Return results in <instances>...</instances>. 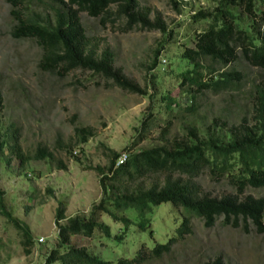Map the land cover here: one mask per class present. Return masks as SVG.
<instances>
[{"label":"trees","instance_id":"16d2710c","mask_svg":"<svg viewBox=\"0 0 264 264\" xmlns=\"http://www.w3.org/2000/svg\"><path fill=\"white\" fill-rule=\"evenodd\" d=\"M6 1L11 5L10 13L15 19L11 35L33 38L41 47L37 60L39 69L60 77L71 70H88L91 75L105 80L106 85L148 95L149 105L152 104L154 94L129 78L121 66L114 65L115 52L104 38L87 34L79 12L86 11L90 16L98 17L102 25L122 19L121 31L157 29L170 34L172 30L160 11L141 5L139 0H49L54 5L51 6L54 11L51 20L38 14L24 15L19 10L23 0ZM168 1L177 12L182 10V0ZM212 2L196 8L190 15L191 22L203 21V25L194 28L193 45H184L180 53L184 65L170 70L177 78L179 93L188 101L182 105V96L171 95L167 90L161 95L165 100L166 117L159 143L130 151L134 144L147 138L146 131L155 117L150 110L140 120L138 133L130 145L122 151L109 149L106 165L88 166L98 172L101 196L92 203L86 215L67 216L64 203L59 201L54 214L57 242L47 252L43 264H144L170 253L176 242L192 233L193 216L201 219L205 227H212L218 221L223 226L264 235V194L256 196L247 192L248 189L264 188V77L253 83L249 90L250 109L239 114L238 120L229 119L230 112H227V115L212 117L209 124L195 123L200 94L240 91L246 77L237 66L240 60L264 70V0ZM3 99L0 89V106ZM173 105L177 109H173ZM186 114L192 117L186 120V132L180 136L170 134L174 119L185 120ZM20 133V127L9 122L5 128L8 139L3 138L0 131V153L8 144L10 153L19 160V166L32 157L51 155L45 146H38L32 156L26 154ZM74 133L80 143L94 131L91 126H76ZM123 151L128 153L126 160L115 165L116 157ZM204 169L209 170L212 179L224 178L231 191L219 196L205 191L197 180ZM163 202L182 209L174 233L150 247L140 243L130 256L120 255L113 261L92 254L83 244L71 242L72 235L93 236L95 228L110 236V226L99 222L103 213L124 222V229L114 234L117 241H122L131 223V218L120 213L127 207L138 210L137 228L148 229L152 234L151 217L147 212L152 205ZM0 213L20 231L23 249L29 253L33 238L28 224L7 210L2 198ZM61 219L66 221L60 223ZM202 264L226 263L221 253H215Z\"/></svg>","mask_w":264,"mask_h":264},{"label":"rangeland","instance_id":"374dc122","mask_svg":"<svg viewBox=\"0 0 264 264\" xmlns=\"http://www.w3.org/2000/svg\"><path fill=\"white\" fill-rule=\"evenodd\" d=\"M139 2L160 11L172 32L163 34L157 29L138 28L121 31L122 19L102 25L98 17L86 11L79 14L87 34L104 38L113 49L114 65L121 66L129 78L154 94L151 105L148 95L106 85L105 80L91 75L88 70L75 69L60 77L39 69L37 60L41 47L33 38L11 35L15 23L11 5L0 0V89L4 97L0 106V131L3 138L8 139L5 128L13 122L20 127V142L26 154L34 155L38 146L52 152L46 157H32L23 166H19V160L10 153L8 144L0 153V198L7 210L28 224L33 238L30 252L26 253L20 231L0 213V264H43L47 252L57 242L54 214L59 201L64 203L67 216L86 215L101 196L98 172L88 166L106 165L109 149L122 151L130 145L136 138L140 120L150 110L156 118H152L146 131L147 138L134 144L130 151L161 141V127L166 117L165 100L161 95L170 90L171 95L182 96L177 78L170 70L184 65L180 53L184 45H193L194 28L203 25V21L191 22L190 15L196 8L213 2L182 0L180 12L168 0ZM51 6L54 5L49 0H23L19 10L26 16L38 14L53 20ZM237 66L246 73L240 91L200 94L196 124H209L212 117L227 115V112H230L229 119L238 120L239 114L249 111V90L264 77V70L243 60ZM187 101L185 96L180 99L182 105ZM173 109L177 106L173 105ZM185 116V120L174 119L170 134L180 136L186 132V120L192 117ZM76 126H91L94 133L86 141L77 143ZM197 180L211 195L231 191L224 178L212 179L207 169ZM247 192L263 195L264 188ZM181 210L170 202L152 205L147 212L151 217L150 234L148 229L137 228L138 210L125 208L120 213L131 218V223L122 241H117L114 234L124 229V222L103 213L99 222L110 226V236L95 228L93 236L72 235L71 242L83 244L92 254L114 261L120 255H132L142 242L150 247L166 240L174 233ZM192 223V233L176 242L170 253L144 264H202L215 253H221L226 264H264V235L223 226L218 221L212 227H205L203 221L194 216Z\"/></svg>","mask_w":264,"mask_h":264},{"label":"built area","instance_id":"2783aa9c","mask_svg":"<svg viewBox=\"0 0 264 264\" xmlns=\"http://www.w3.org/2000/svg\"><path fill=\"white\" fill-rule=\"evenodd\" d=\"M128 153L123 151L118 154V156L115 159V165H118L120 163H123L127 158Z\"/></svg>","mask_w":264,"mask_h":264}]
</instances>
